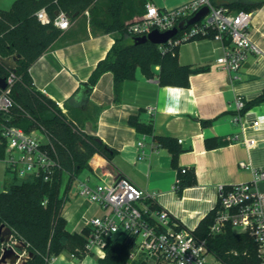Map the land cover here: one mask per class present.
<instances>
[{
  "label": "crops",
  "instance_id": "0c3cea01",
  "mask_svg": "<svg viewBox=\"0 0 264 264\" xmlns=\"http://www.w3.org/2000/svg\"><path fill=\"white\" fill-rule=\"evenodd\" d=\"M14 1L0 0V8L9 9ZM189 1L149 0L161 9L176 8ZM214 1L233 11L241 8L251 12L248 31L264 50V1ZM116 36V32L93 27L86 9L30 67L37 89L64 112L73 109L79 127L114 150L110 159L93 154L89 159L91 168L82 170L70 188L63 189L67 228L82 233L85 218L103 212L96 202L79 193L81 182L94 187L127 176L153 195L142 204L167 209L173 220L193 231L217 206L220 184L231 186L252 178L251 168L240 166V161L264 167V101L252 103L264 94V56L250 53L239 70L228 71L216 65L225 42L199 37L182 43L177 51L178 61L195 69L188 86L162 85L157 74L149 77L139 68L136 77L125 81L117 94L112 71L100 75L91 87L88 85ZM239 97L249 103L246 113L262 122L258 132H247L258 139L255 147L244 144V133L234 121ZM134 115L152 122L153 132H139L129 121ZM44 142H48L47 137ZM0 165L8 171L1 160ZM180 168L193 170L196 182L179 189ZM2 170L0 193L7 185ZM99 258L103 257L90 252L80 259L64 250L51 264H101ZM127 264L136 263L129 259Z\"/></svg>",
  "mask_w": 264,
  "mask_h": 264
},
{
  "label": "trees",
  "instance_id": "16d2710c",
  "mask_svg": "<svg viewBox=\"0 0 264 264\" xmlns=\"http://www.w3.org/2000/svg\"><path fill=\"white\" fill-rule=\"evenodd\" d=\"M148 1L15 0L11 8H0V75L7 77L11 71L17 75L11 89L14 104L8 111H0L1 154L7 144L3 130L7 125H15L27 132H42L53 146L59 164L49 181L14 175L0 193V257L7 246V242L2 240V236H7L2 233L6 227L12 229V242H19L25 252L21 264H51L52 259L64 250L80 259L89 253L86 248L89 229L73 233L67 228L63 189L68 190L82 170L91 168L89 159L94 153H100L108 159L114 153L113 148L79 127L73 109L64 112L34 85L30 67L62 32L52 22L42 23L37 11L46 7L53 19L56 12L63 9L73 19L89 9L93 27L117 33L115 43L90 77V87L104 72L112 71L116 93L119 94L123 83L134 79L139 68L149 77L157 74L162 85L186 87L195 69L181 64L177 58L178 52L176 55L163 53L159 44L150 41L136 43L135 36L128 32V25L142 18ZM181 33L182 30L177 36ZM15 55L19 57L12 69L3 60ZM262 101L264 94L252 103ZM248 106L249 103H245L243 112ZM129 121L139 132H153L152 122L143 121L139 116H131ZM182 169H179V189L196 182L193 170L186 168L183 172ZM218 204L193 232L205 239L210 251L225 264H257V245L248 232H235L231 225H227L220 233L211 231ZM131 244L127 239H110L105 257L99 258L100 263L127 264Z\"/></svg>",
  "mask_w": 264,
  "mask_h": 264
},
{
  "label": "built area",
  "instance_id": "2783aa9c",
  "mask_svg": "<svg viewBox=\"0 0 264 264\" xmlns=\"http://www.w3.org/2000/svg\"><path fill=\"white\" fill-rule=\"evenodd\" d=\"M204 7L209 8L204 17L188 25L179 36L178 32L167 42L159 44L163 53L176 55L182 43L207 36L225 42L224 52L216 60V65L225 70H239L250 53L264 56V50L252 40L248 31L252 13L233 11L228 6L216 5L213 0H191L172 9H161L148 1L142 18L130 23L128 32L142 36L153 29L166 31L193 17ZM37 15L42 23L52 22L61 30L68 29L72 23L70 14L63 9L58 10L53 19L46 7L40 8ZM16 79L17 75L11 71L7 76V88L1 89L0 111H8L13 106L11 89ZM244 107L245 101L237 98L234 121L244 133L242 141L251 148L259 141L255 136H248L247 132H258L262 122L243 112ZM148 110L153 111L152 108ZM3 135L7 144L4 153L0 151V160L8 171L20 178L32 176L44 181L52 178L59 164L49 142H44L34 131L27 132L15 125L5 126ZM239 164L251 168L252 178L231 186H218L219 204L211 231L220 233L231 225L235 232H248L257 245V264H264V167H254L247 161ZM182 171L185 172L186 168ZM179 182L180 178L177 184ZM79 193L96 202L103 211L84 220V227L89 229L86 244L89 253L105 257L110 239L118 238L131 241L129 259L136 264H225L210 251L205 239L196 236L194 230L183 228L171 218L167 209H152L142 204L153 195L127 176L94 187L81 182Z\"/></svg>",
  "mask_w": 264,
  "mask_h": 264
},
{
  "label": "water",
  "instance_id": "95a60500",
  "mask_svg": "<svg viewBox=\"0 0 264 264\" xmlns=\"http://www.w3.org/2000/svg\"><path fill=\"white\" fill-rule=\"evenodd\" d=\"M209 12L208 7L202 8L199 12H197L193 17L185 19L181 21L177 26L166 30L160 31L159 29H153L146 35L135 36L134 40L136 43H144L150 41L154 44H162L167 42L170 38L174 37L180 30L185 29L188 25L194 23L195 21L200 20ZM19 55H15L11 58H5L3 62L10 66L12 69L15 68V62L18 59ZM8 86V81L6 76L0 75V88L2 90L6 89ZM262 186V184H261ZM2 228H0V231ZM3 235H7L6 237L2 236V240L7 242V246L3 249L2 255L0 257V264H8L9 260L12 262H16L18 259L22 258L23 261V248L21 244H17L12 242V229L10 227H6L3 230ZM24 264V262H23Z\"/></svg>",
  "mask_w": 264,
  "mask_h": 264
},
{
  "label": "rangeland",
  "instance_id": "374dc122",
  "mask_svg": "<svg viewBox=\"0 0 264 264\" xmlns=\"http://www.w3.org/2000/svg\"><path fill=\"white\" fill-rule=\"evenodd\" d=\"M34 131V133L37 135V136H39L43 141H46V136L42 133V132H40L39 130H33ZM95 154V153H94ZM102 155V154H101ZM103 156V155H102ZM1 167H2V165H0ZM2 169H3V167H2ZM1 168H0V170H2ZM2 172H3V182L5 181L7 184L12 180V178H13V174L10 172V171H3L2 170ZM2 190V189H1ZM0 190V191H1ZM15 243H17V244H19V242H15ZM23 256H25V253H23ZM22 263V258L21 259H18L16 262H12L11 260H9V263L8 264H21Z\"/></svg>",
  "mask_w": 264,
  "mask_h": 264
}]
</instances>
